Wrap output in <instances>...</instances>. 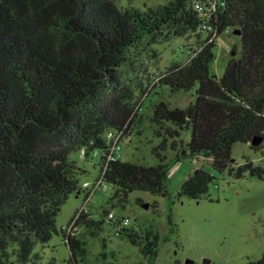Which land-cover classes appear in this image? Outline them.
Masks as SVG:
<instances>
[{
	"label": "trees",
	"instance_id": "1",
	"mask_svg": "<svg viewBox=\"0 0 264 264\" xmlns=\"http://www.w3.org/2000/svg\"><path fill=\"white\" fill-rule=\"evenodd\" d=\"M229 29L241 38V57L218 78L211 72L216 40ZM197 32L211 42L157 81L173 94L196 89L195 102L185 109L165 102L154 107L158 165L122 160L105 172L122 207L133 192L167 197L169 170L184 158L208 160L221 175L264 180L262 167L247 162L235 168L232 159L236 144L262 148L251 143L264 137V0H171L144 11L121 9L115 0H0V264H39L37 245L59 235L57 219L81 191L86 170L74 157L86 149V159H79L93 163L94 150L107 151L106 132L122 131L126 139L144 124L133 79L138 54L156 55V45ZM170 149L175 156L169 161ZM215 178L202 167L179 197L208 196ZM74 227L96 238L104 220L82 215ZM60 233L71 263L85 260V237ZM122 233L145 260L156 259L158 233ZM101 245L106 259V240ZM248 264H264V255Z\"/></svg>",
	"mask_w": 264,
	"mask_h": 264
},
{
	"label": "rangeland",
	"instance_id": "2",
	"mask_svg": "<svg viewBox=\"0 0 264 264\" xmlns=\"http://www.w3.org/2000/svg\"><path fill=\"white\" fill-rule=\"evenodd\" d=\"M121 9L134 8L141 11L167 5L171 0H115ZM212 74L221 78L231 59L241 57V38L227 30L217 40ZM211 40L203 32L189 33L170 43L154 47V54H138L135 95L137 112L144 119L141 128L127 136L123 146V161L143 166H156L159 161L153 149L161 140L155 135L151 124L154 107L165 102L172 109H185L196 100V89L191 92L171 93L167 87L158 85L161 78L174 63L186 65ZM132 77V76H130ZM128 82V81H127ZM156 84L154 87L152 85ZM140 106H142L140 110ZM187 144L191 132H183ZM169 161L175 156L171 149ZM75 160L84 166L86 175L80 179L81 191L70 196L57 219L59 235L47 244L35 249L39 264H72V255L60 233L84 206L88 192L86 182H94L100 175V166L84 163L76 155ZM233 166L241 167L247 162L264 169V143L260 150L250 145L236 144L232 150ZM204 168L216 178L210 186L209 195L200 200L179 197L183 183ZM93 194L88 205L89 215L104 220V231L93 238L84 229L75 233L76 238L85 237L88 255L78 258V264H248L262 259L264 255V180L254 179L249 173L230 175L216 173L208 160L193 161L184 158L171 166L167 179V197L152 196L145 192H133L124 207L113 199L115 189ZM157 207V208H155ZM114 213L119 219L129 220V232L144 235L152 230L160 236L158 255L149 263L143 258L125 233L117 236L116 228L108 221L106 213ZM101 240H106V259H103ZM17 264V263H14ZM33 264V263H29Z\"/></svg>",
	"mask_w": 264,
	"mask_h": 264
},
{
	"label": "built area",
	"instance_id": "3",
	"mask_svg": "<svg viewBox=\"0 0 264 264\" xmlns=\"http://www.w3.org/2000/svg\"><path fill=\"white\" fill-rule=\"evenodd\" d=\"M104 137L106 141L107 151L103 152L97 149L94 150V152H92L90 155L91 159L93 160L92 164H97L100 166V175L94 182H86L83 184V188L87 190L88 195L84 206L76 213L74 221L68 226L62 228V231L66 236H74L77 231V229L74 227L76 221L82 215L89 214L88 205L90 204L93 194H95L99 190L107 191L109 189V185L105 179V172L107 171L109 164L111 162L122 161L123 159L122 144L125 140L124 133L122 131L110 130L106 132ZM87 153L88 152L86 149L81 150L79 158L81 160H85ZM108 221L113 223L114 227L116 228L117 236L120 235L123 230H125L129 226V220L119 219L114 215V213L108 214Z\"/></svg>",
	"mask_w": 264,
	"mask_h": 264
},
{
	"label": "water",
	"instance_id": "4",
	"mask_svg": "<svg viewBox=\"0 0 264 264\" xmlns=\"http://www.w3.org/2000/svg\"><path fill=\"white\" fill-rule=\"evenodd\" d=\"M264 143V137H255L254 139H253V141H252V143H251V145L253 146V147H258V146H260L261 144H263ZM205 264H209V262H205Z\"/></svg>",
	"mask_w": 264,
	"mask_h": 264
}]
</instances>
